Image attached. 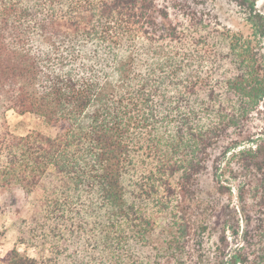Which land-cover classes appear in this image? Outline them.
<instances>
[{"label":"trees","instance_id":"trees-1","mask_svg":"<svg viewBox=\"0 0 264 264\" xmlns=\"http://www.w3.org/2000/svg\"><path fill=\"white\" fill-rule=\"evenodd\" d=\"M180 1L0 0V188L35 195L19 240L50 253L4 264H128L162 222L185 244L217 149L264 209V11L234 0L245 36ZM11 109L58 133H13Z\"/></svg>","mask_w":264,"mask_h":264},{"label":"rangeland","instance_id":"rangeland-1","mask_svg":"<svg viewBox=\"0 0 264 264\" xmlns=\"http://www.w3.org/2000/svg\"><path fill=\"white\" fill-rule=\"evenodd\" d=\"M255 2L264 11V0ZM179 4L182 5L175 12H193L223 31L252 34L246 11L234 0H181ZM6 116L11 131L17 135L32 131L52 136L58 133L54 125L35 113L20 114L11 109ZM234 151L237 149L222 160L221 149L211 152L189 212V241L176 245L170 235L172 228L162 222L148 231L149 244H133L128 264L139 259L149 264L155 260L163 264H229L237 253L248 258L237 264H264V209L250 195L251 187L246 185L248 173L238 164H229L228 158ZM34 196L27 195L19 186L0 188V264L14 248L31 257L50 254L48 246L38 248L19 240L20 236L28 238L23 221L31 220ZM20 228H24L22 234Z\"/></svg>","mask_w":264,"mask_h":264}]
</instances>
